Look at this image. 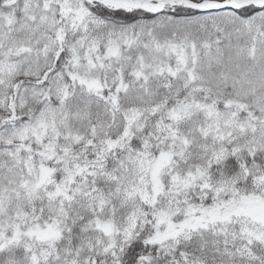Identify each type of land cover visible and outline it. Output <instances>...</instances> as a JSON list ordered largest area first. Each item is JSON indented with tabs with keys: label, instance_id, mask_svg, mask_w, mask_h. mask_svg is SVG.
<instances>
[{
	"label": "snow or ice",
	"instance_id": "1",
	"mask_svg": "<svg viewBox=\"0 0 264 264\" xmlns=\"http://www.w3.org/2000/svg\"><path fill=\"white\" fill-rule=\"evenodd\" d=\"M0 264H264V0H0Z\"/></svg>",
	"mask_w": 264,
	"mask_h": 264
}]
</instances>
